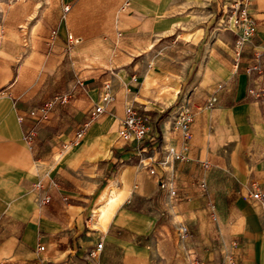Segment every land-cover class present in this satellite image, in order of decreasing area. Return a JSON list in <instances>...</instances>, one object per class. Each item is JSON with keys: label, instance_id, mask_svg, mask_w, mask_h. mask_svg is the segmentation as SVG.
<instances>
[{"label": "crops", "instance_id": "crops-1", "mask_svg": "<svg viewBox=\"0 0 264 264\" xmlns=\"http://www.w3.org/2000/svg\"><path fill=\"white\" fill-rule=\"evenodd\" d=\"M234 1L18 3L34 32L54 15L60 37L45 57L110 63L29 144L18 40L11 51L0 38V264H221L225 252L264 264V205L250 196L264 193V97L247 92L264 86V0H243L254 33L242 44ZM36 43L21 58L42 57ZM255 52L260 69L248 72ZM105 83L112 100L92 117ZM219 84L214 107L199 109ZM130 107L142 140L121 136ZM180 107L192 117L187 138L174 129Z\"/></svg>", "mask_w": 264, "mask_h": 264}, {"label": "rangeland", "instance_id": "rangeland-1", "mask_svg": "<svg viewBox=\"0 0 264 264\" xmlns=\"http://www.w3.org/2000/svg\"><path fill=\"white\" fill-rule=\"evenodd\" d=\"M21 1L27 0H0V38H8L6 47L11 51L15 41L18 40V66L23 65L22 97L26 99L28 109L40 106L56 94L66 95L68 102L54 104L50 112L55 108L69 106L80 94L77 89V87H81L80 82L93 76L96 70L105 69V66H109L110 60L45 57L43 51L46 49L50 36L60 37L57 32L58 26L54 25L55 17L53 14L49 17L47 15L42 17L44 22L37 32L36 30L32 31L34 28L28 26L23 28L18 15L20 13L18 3ZM59 19L61 20V18ZM32 38L37 42L34 50L38 51L42 57L25 60L21 58V55L25 53V50L30 49ZM50 112L47 120L50 119ZM33 124L32 128L37 131L36 127L45 124V122H33ZM213 203L215 204V202Z\"/></svg>", "mask_w": 264, "mask_h": 264}, {"label": "built area", "instance_id": "built-area-1", "mask_svg": "<svg viewBox=\"0 0 264 264\" xmlns=\"http://www.w3.org/2000/svg\"><path fill=\"white\" fill-rule=\"evenodd\" d=\"M233 9L235 12V20H234V26L236 29H238L239 34V40L238 43L242 44L245 41H247L254 33V21L250 17L248 11L245 8V4L243 0H237L233 2ZM64 10H68V6L64 7ZM259 54L258 52L254 53L255 63L247 68L248 72L252 71H258L260 68L259 61H258ZM131 80L133 82L137 81L136 76H132ZM104 90L102 92V95L100 96V104L95 105L94 110L91 113V116L94 117L101 113L103 111V104L109 103L112 100V95L110 93V85L108 83L104 84ZM223 86L221 84L217 85L215 88H213V95L209 97L206 104L199 109H211L214 107L216 103V95L215 92L218 90H221ZM248 94L250 96H253L255 98H262L264 97V86H259L257 88H250L248 89ZM68 102V97L66 95H54L49 100L45 101L43 104H41L38 107L28 109L24 114H20L18 116V120L20 123H25L27 120H30L32 122H43L46 121L49 117V112L54 104H66ZM127 116L123 123V130L121 133V136L125 140H142L145 137V134L147 133V130L144 125V120L137 116L136 112L130 107L126 110ZM192 117L189 113L188 109L185 107H180L176 113H175V119H174V129L179 130L181 133V136L183 138H187L189 134V128L191 123ZM86 130V126H83L75 131L74 137L72 140L73 144H77L80 142V140L84 137ZM24 138L26 142L29 144H32L34 141V138L36 137V130L32 127H29L25 130ZM203 167L205 169H209L211 167V164L208 162H203ZM150 173L153 174L154 169H150ZM160 187L164 188L165 184L163 182H160ZM173 193V190L171 191ZM250 196L258 201L260 204L264 205V193H262L259 190H253L250 194ZM209 211L210 216L212 220H217V209L213 202H210L209 204ZM182 234L185 233V228L181 227ZM95 250H100L102 248V243H97L94 247ZM42 250L43 247H40ZM221 264H236L235 258L232 253L225 252L223 255V258L221 260Z\"/></svg>", "mask_w": 264, "mask_h": 264}, {"label": "bare ground", "instance_id": "bare-ground-1", "mask_svg": "<svg viewBox=\"0 0 264 264\" xmlns=\"http://www.w3.org/2000/svg\"><path fill=\"white\" fill-rule=\"evenodd\" d=\"M163 91V90H162Z\"/></svg>", "mask_w": 264, "mask_h": 264}]
</instances>
